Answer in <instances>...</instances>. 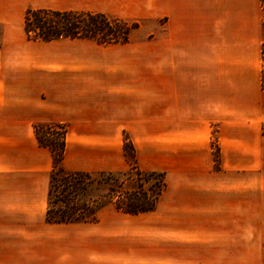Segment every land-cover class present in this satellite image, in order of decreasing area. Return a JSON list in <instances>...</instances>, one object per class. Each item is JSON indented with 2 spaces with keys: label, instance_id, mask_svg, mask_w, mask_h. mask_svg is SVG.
<instances>
[{
  "label": "crops",
  "instance_id": "crops-1",
  "mask_svg": "<svg viewBox=\"0 0 264 264\" xmlns=\"http://www.w3.org/2000/svg\"><path fill=\"white\" fill-rule=\"evenodd\" d=\"M28 7L140 36L31 41ZM263 15L262 0H0V264H264ZM40 124L66 126L67 172H125L131 144L166 177L156 209L49 223Z\"/></svg>",
  "mask_w": 264,
  "mask_h": 264
},
{
  "label": "trees",
  "instance_id": "trees-1",
  "mask_svg": "<svg viewBox=\"0 0 264 264\" xmlns=\"http://www.w3.org/2000/svg\"><path fill=\"white\" fill-rule=\"evenodd\" d=\"M262 8L264 12V0ZM24 23L27 38L31 41L87 39L100 44L127 43L133 30L139 26L137 22H128L105 14L48 9H29ZM261 60V90L264 95V43ZM56 126L40 124L35 128L40 145L48 147L53 153L46 214L49 223H95L99 211L109 205L130 215H139L156 209L159 197L166 188L163 173L143 172L135 163H131L129 171L124 173L67 172L62 166L66 149V131L59 133L55 129ZM130 157L132 160L129 162H134L133 150ZM130 175L135 176L136 187L129 190L124 187L126 180H122L121 177L129 178ZM94 176L98 180L94 179ZM94 182L108 186L107 194L104 196L106 202L100 204L95 201V204L90 206L83 196L89 184ZM52 206L56 207L55 210Z\"/></svg>",
  "mask_w": 264,
  "mask_h": 264
},
{
  "label": "rangeland",
  "instance_id": "rangeland-1",
  "mask_svg": "<svg viewBox=\"0 0 264 264\" xmlns=\"http://www.w3.org/2000/svg\"><path fill=\"white\" fill-rule=\"evenodd\" d=\"M29 9H35L36 10V8H32V7L26 8L25 11H24V13H23V20H24V18L26 16V13H27V11ZM263 25H264V15H263ZM138 28H139V26H138ZM137 29L133 30V32H132V34L130 36V39H133V38H135L137 36H140V33L138 32ZM263 30H264V26H263ZM263 43H264V40H263ZM112 44H118V43H112ZM0 49H1V43H0ZM263 111H264V108H263ZM55 125H57L55 127V129H56L57 132L62 133L65 130L66 133H67V128H66L65 125H61V124H55ZM261 138L264 139V120L261 121ZM213 148H214V151H215V158L218 159V157H219V144H218V142H217L216 139L214 141ZM132 150L134 151V154H135V149L133 148V146L131 144L127 143L125 145V155H126V157H128V159H127L128 162L132 160L131 157H130L132 155ZM131 163H135L137 165V167L139 168L138 162H137V159H136V154H135L134 162L133 161L132 162H129L130 167H131ZM130 167H129V169H130ZM129 169L127 171H129ZM127 171H125V172H127ZM143 172H145V171H143ZM122 173H124V172H122ZM93 178L96 179V180H98V178L96 176H94ZM121 179L122 180H126L125 183H124V187H126V189H129L130 190V189H133L134 187H136V184H135V182H136L135 176L130 175L129 178L127 176H122ZM165 181H166V177H165ZM166 186H167V183H166ZM107 188H108V186L101 185V184H98L96 182H94L92 184H89V188H88L86 194L83 196V199L85 200V202H88L90 204V206L94 205L95 204V201L96 202H100V204L101 203H104V202H106V199L104 198V196L107 194L106 193L107 192ZM54 199H55V197H54ZM109 206H110V208H108L105 212L102 213L100 219L101 218L102 219H105L104 221H105V224H107V225L108 224L121 225L125 221L124 219H121L123 215H118L117 217H115L116 215H114V214H118L120 212H116L113 208H111L112 205H109ZM52 207H53V210H55L56 207H54V206H52ZM97 218H98V216H97Z\"/></svg>",
  "mask_w": 264,
  "mask_h": 264
}]
</instances>
